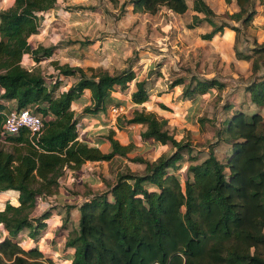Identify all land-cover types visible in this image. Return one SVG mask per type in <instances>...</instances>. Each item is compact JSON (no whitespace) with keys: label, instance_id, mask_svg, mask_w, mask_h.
I'll use <instances>...</instances> for the list:
<instances>
[{"label":"trees","instance_id":"obj_1","mask_svg":"<svg viewBox=\"0 0 264 264\" xmlns=\"http://www.w3.org/2000/svg\"><path fill=\"white\" fill-rule=\"evenodd\" d=\"M255 1L236 0L239 10L230 18L244 27L250 24L257 14ZM110 2L121 3L123 9L131 7L135 13L156 14L166 7L185 14L190 8L188 0ZM260 2L264 4V0ZM57 8L58 0H14L0 10V225L6 232L5 236L0 234V264H264L261 111L226 106L230 115L221 123L217 136L220 143L230 145V151L223 161L212 146L199 160L191 142L170 133L168 119L146 109L145 104L154 101L162 109H171L150 91L148 77L138 79L132 68L111 74L92 66L85 69L61 64L51 60L57 46L32 43L46 15ZM193 10L196 24L205 21L212 27L203 35L207 40L227 29L235 31L236 37L242 31L218 23L216 12L205 0H193ZM235 49L239 60L253 59V75L258 74L264 63V43L257 44L252 53L237 46ZM28 53L35 66L23 63ZM47 60L58 71L57 80L50 85L40 68V63ZM71 76L77 81L57 93ZM132 84L135 88L130 99L137 106L126 122L118 118L119 128L142 125V138L150 144L171 145L169 154L154 160L141 155L129 158L135 144L116 138L115 130L104 135L111 144L109 152L87 137L80 138L87 120L91 119L88 125H92L93 119L108 114L113 104L125 103L126 99L114 96L117 87L124 91ZM181 84L183 96L191 99L226 86L217 78L200 77H193L189 83L185 77L176 78L171 86ZM245 90L254 104L264 106V72ZM5 100L15 101L18 109L34 106L43 120L42 131L31 135L23 128L18 134H10L5 120L12 108ZM74 104L83 105L82 111H76ZM186 155L192 157L191 162L186 161ZM115 157L142 163L145 170L119 171L107 191L81 202L76 233L68 236L59 249L63 236L57 234L51 239L50 232L55 225L64 227L67 222L62 218L59 224L51 203H46L47 197L57 193L62 177L76 176L85 170L87 162ZM37 208H45L40 216L34 215ZM23 231L28 233L27 239Z\"/></svg>","mask_w":264,"mask_h":264},{"label":"rangeland","instance_id":"obj_2","mask_svg":"<svg viewBox=\"0 0 264 264\" xmlns=\"http://www.w3.org/2000/svg\"><path fill=\"white\" fill-rule=\"evenodd\" d=\"M205 1L216 12L215 20L218 23L242 28L238 37L235 31L227 29L213 40L203 38L204 34L212 31V27L205 21L200 24L194 22L196 12L193 10V0H188L190 8L185 14H177L166 7H162L156 14L135 13L131 7L123 9L121 3L115 5L110 0H58V8L46 15L43 28L34 36L32 43L56 45L57 49L51 60L57 59L61 64L69 63L85 69L92 66L111 74L132 68L136 70L138 79L148 77L150 91L154 96L171 99V103L180 106V110L185 113L184 118L168 113L167 128L170 133L180 140L191 142L195 146L193 153L199 160L204 159L209 149L215 146L216 155L225 161L230 145L226 141L220 143L217 136L221 123L230 115L225 107L232 105L234 110L243 108L247 112L258 110L264 116V106L254 104L245 90L247 84L263 74L264 63L258 74L253 75V59L239 60L235 51L237 46L246 53H252L257 44L264 43V4L260 0L255 1L257 14L244 27L242 22L230 18V14L239 10L236 0ZM51 60L40 65L49 85L57 80L58 73ZM184 77L186 83L193 77L217 78L226 86L213 89L209 94L195 99L185 98L183 84L171 86L176 78ZM76 81V76L66 78L57 93ZM133 87L135 88L132 84L124 91L117 89L121 91L117 92V98L130 101L129 95ZM89 95V91L86 92L85 98L88 99ZM123 104L129 108V112L120 119L126 122L135 105ZM149 104L159 111L162 109L156 102ZM148 106L146 109L149 110ZM73 107L78 112L83 109L81 104H74ZM157 114L161 118H167L164 114ZM143 129L136 125L129 130L132 143L135 144L129 158L141 155L154 160L161 154L172 151L171 145H156L145 141L141 136ZM97 133L98 131L94 134ZM129 158L115 157L106 163H91L83 175L64 176L60 179L68 194L48 196L47 199L53 203L50 209L60 212L68 223V228L60 231L62 234L70 236L76 233L79 218L76 206L93 193L107 191L119 171L131 169L137 173L144 172V164L132 162ZM188 160L191 162L192 157L186 155V161ZM11 201L16 203L14 198ZM44 210L45 208H37L34 215L40 216ZM1 228L2 225L0 232ZM24 233L25 231L21 233L22 236L26 234ZM27 235L24 238L27 239Z\"/></svg>","mask_w":264,"mask_h":264},{"label":"crops","instance_id":"obj_3","mask_svg":"<svg viewBox=\"0 0 264 264\" xmlns=\"http://www.w3.org/2000/svg\"><path fill=\"white\" fill-rule=\"evenodd\" d=\"M13 1L14 0H0V10L1 9H4V8H6L7 6H9L10 4H12L13 3ZM216 38V37H215ZM214 38V39H215ZM32 39H34V37L32 38ZM31 39V40H32ZM34 44V43H33ZM40 43H37L36 42V44H35V46H38ZM42 45V44H41ZM43 46H45V45H43ZM53 46H56V45H51V46H45V47H47V48H50V47H53ZM23 63L26 65V66H28V67H32V66H35L36 65V62L33 60V58H32V56H31V54H26L25 55V57H24V59H23ZM43 63V62H42ZM42 63H40V65L42 64ZM117 89H121V88H118L117 87ZM117 92H120L121 93V91H115L114 92V96L117 98ZM129 97H130V95H129ZM159 97V96H158ZM160 98H162V97H160ZM118 99V98H117ZM163 99V101L167 104V105H169L170 107H171V109L170 110H165V109H160L161 111H159V110H157V109H155V107H154V105H150L149 103H147V104H145V107H147L148 105H150V107H149V111H154V112H156V113H161V114H164L167 118L166 119H168V117H169V114L168 113H172V114H174V115H176V116H179V117H182V118H184L185 116H184V112L183 111H181L180 109H181V107L180 106H176V105H174V104H172L171 103V99L170 100H168V99H164V98H162ZM7 105H8V107L9 108H14V107H16V103H15V101H4ZM155 102V101H154ZM154 102H151V103H154ZM126 104H129V103H132V100L130 99V101L129 100H127L126 102H125ZM122 106H124L125 108H126V113L125 114H128V112H129V108L126 106V105H124V104H121ZM134 105V104H133ZM137 105H135V107H136ZM130 107V106H129ZM131 108V107H130ZM148 110V109H147ZM125 114H123L122 116H120V117H123ZM120 117H118V118H120ZM118 118H115L113 115H112V113L109 111L108 112V114H101L100 116H98V117H96V118H94L93 119V124L92 125H88V121H90L91 119H89V120H87V122H85V125H84V129H83V132L81 133V135H80V138L81 139H83V138H85V137H87V138H89L90 139V141H92V142H94L96 145H98V146H100L102 149H103V151H105V152H109L110 150H111V144H110V142L108 141V140H106L105 138H104V135H106L108 132H109V130H115V132H116V135H115V137L116 138H119L120 140H122L124 143H127V144H129V143H132L133 142V140H131V138H130V132H129V130H131V128H133V127H136V125H129V126H126V127H124V129H119V126H118V124H117V122H118ZM140 127H143L142 125H140ZM144 129H145V127H143ZM143 129V130H144ZM96 131H98V133L97 134H94ZM101 136V137H100ZM98 138H100V140L98 141V142H96V139H98ZM106 162H109V161H95V162H91V161H89V162H87L86 164H85V170L87 169V167L91 164V163H93V164H100V163H106ZM85 170L84 171H80V173L78 172V174H80V175H83L84 174V172H85ZM94 178H92V180H93ZM61 182V181H60ZM103 192V191H102ZM99 193V192H98ZM56 194V193H55ZM58 194H64V195H67L68 194V191H66L65 189H63V187H62V184H61V186H60V188L58 189V191H57V194L56 195H53L54 197H56ZM93 194H95V193H93ZM92 194V195H93ZM91 195V196H92ZM49 199V198H48ZM48 199H46V203L48 204L49 203V200ZM51 203V202H50ZM3 205H4V203H3ZM50 206H53V203H51V205ZM45 208H46V204H45ZM76 208H77V211H78V215H79V217H80V212H79V205L78 206H76ZM68 209H66V211H67ZM56 216H55V218L56 219H58V222H59V224H61V222L60 221H62V218H63V215L60 213V212H53ZM64 219V218H63ZM68 223H66V225H67ZM78 224H79V218H78ZM66 225L64 226V227H62L61 225H59V226H56L55 225V227H53V231L52 232H50V234H51V236H50V238L51 239H53V238H55L56 236H57V234L59 235V236H63V239H62V241L59 243L60 245H59V249L60 248H63V246H64V244H65V242H66V240H67V237L69 236V235H66V234H62L60 231L62 230V229H66V228H68V227H66ZM0 234H3L4 236L6 235V232L4 231V229L3 228H1V232H0ZM43 234H45V232H43ZM50 241V240H49Z\"/></svg>","mask_w":264,"mask_h":264},{"label":"built area","instance_id":"obj_4","mask_svg":"<svg viewBox=\"0 0 264 264\" xmlns=\"http://www.w3.org/2000/svg\"><path fill=\"white\" fill-rule=\"evenodd\" d=\"M111 113L115 118H118L126 113V108L122 105H113ZM5 128L10 134H18L23 128L29 130L31 135H37L42 131V117L35 112L33 106L24 109L12 108L5 120Z\"/></svg>","mask_w":264,"mask_h":264}]
</instances>
